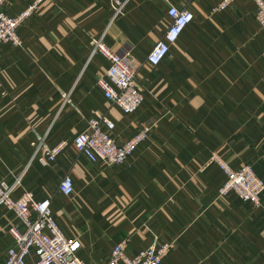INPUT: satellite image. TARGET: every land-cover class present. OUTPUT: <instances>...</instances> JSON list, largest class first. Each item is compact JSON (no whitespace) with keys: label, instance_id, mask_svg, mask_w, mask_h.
<instances>
[{"label":"crops","instance_id":"0c3cea01","mask_svg":"<svg viewBox=\"0 0 264 264\" xmlns=\"http://www.w3.org/2000/svg\"><path fill=\"white\" fill-rule=\"evenodd\" d=\"M36 0H14L18 15ZM129 0L113 23L107 0H42L20 26L22 46H0V182L19 197L30 190L50 198L64 232L88 264H108L125 236L127 252L166 241L175 247L164 264H264V194L254 207L235 193L217 198L226 179L214 152L234 167L251 164L264 180V28L254 0ZM189 9L194 20L156 67L152 47L169 27L168 10ZM105 42L137 72L145 95L140 108L123 113L97 83L109 68L91 56V39ZM65 94H68L67 101ZM106 114L124 142L147 123L149 137L123 165L91 162L74 146L89 120ZM44 136L68 145L56 161L35 155ZM65 174L75 191L59 190ZM13 212L0 206V264L14 243Z\"/></svg>","mask_w":264,"mask_h":264},{"label":"built area","instance_id":"2783aa9c","mask_svg":"<svg viewBox=\"0 0 264 264\" xmlns=\"http://www.w3.org/2000/svg\"><path fill=\"white\" fill-rule=\"evenodd\" d=\"M36 0L18 15H10L6 7L14 0H0V46L9 43L22 46L23 39L19 34L22 24L27 21L38 4ZM111 7L110 23L122 16L129 0H107ZM235 0H223L213 11L225 9ZM258 9L256 18L264 28V0H254ZM170 24L163 37L152 47L146 57L151 66H158L170 52L171 46L180 38L185 29L194 20V13L189 9H179L172 5L168 10ZM106 32L91 39V56L100 54L110 63L107 71L98 76L97 83L105 98L116 105L123 113L136 112L145 101V95L137 83V72L118 51L105 42ZM2 54L0 51V73L2 71ZM66 100L69 99L65 94ZM155 123H147L139 128L124 142H117L114 137L116 124L106 114H97L90 118L89 129L80 132L73 140L79 153L84 154L91 162L108 167L125 164L152 132ZM68 143L61 141L50 146L44 136L38 135L33 143L35 155L40 154L49 162H54L64 151ZM216 163L225 172L226 179L217 192V198H224L235 193L240 199L254 207L262 206L264 180L258 176L251 164L245 163L234 167L225 158L214 152L204 167ZM21 179L14 184L0 182V206L13 212L20 221L21 227L11 225L9 232L14 243L7 249L6 258L1 264H88L75 252V239L69 237L59 225L50 198L36 199L30 190H23L19 197L14 192ZM62 194L70 196L75 191L74 179L65 174L59 184ZM130 239L122 237L112 248L108 264H164L175 247V241H166L140 249L136 254L127 252Z\"/></svg>","mask_w":264,"mask_h":264}]
</instances>
